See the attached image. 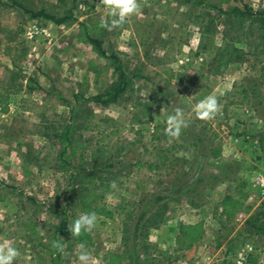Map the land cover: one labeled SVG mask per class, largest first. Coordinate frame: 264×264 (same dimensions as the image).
Returning <instances> with one entry per match:
<instances>
[{"label": "rangeland", "instance_id": "obj_1", "mask_svg": "<svg viewBox=\"0 0 264 264\" xmlns=\"http://www.w3.org/2000/svg\"><path fill=\"white\" fill-rule=\"evenodd\" d=\"M138 3L108 30L102 0L24 4L68 16L61 24L0 0V94L11 92L7 110L0 105V246L19 250L14 264H82L81 244L89 264H264V235L247 223L264 202V28L224 13L264 10V0ZM88 34L133 80L117 103L94 100L118 76ZM233 46L242 58L219 56ZM209 95L220 111L200 120L195 106ZM177 109L188 127L169 142ZM71 110L75 151L64 160ZM82 168L93 173L90 192L71 177ZM160 208L165 220L147 224ZM88 213L96 227L72 236L69 224ZM194 224L189 240L183 228Z\"/></svg>", "mask_w": 264, "mask_h": 264}, {"label": "trees", "instance_id": "obj_2", "mask_svg": "<svg viewBox=\"0 0 264 264\" xmlns=\"http://www.w3.org/2000/svg\"><path fill=\"white\" fill-rule=\"evenodd\" d=\"M12 1V5H16L22 9H25L26 11H30L27 10L24 6V4L27 2V0H10ZM31 15L33 17H44L45 19H50L52 21H54L57 24H61L67 21L68 16L65 17H56L53 15L48 14L44 9H41L40 11L37 12H33L30 11ZM224 13H228V14H235L237 16L243 17L247 20L251 19L254 21H258L260 22V27L264 28V10H259V11H255L253 10V8L244 5L243 7H238L235 6L232 10L229 11H224ZM73 19V18H72ZM88 40L95 45V47L97 48V50L100 52V54L104 57H107L111 60V65L114 68L115 72L117 73V81L114 82L112 84V86H110L105 92L103 93H99L98 95H96L94 97V100L102 105H110V104H114L117 103L119 101V99L125 94L127 93L130 89V84L133 82L131 76L127 73L123 61L120 58V56L116 53H111L108 54L107 51L104 49L103 47V42L100 39H97L95 37H92L91 35L88 34ZM225 53H227L229 56L231 57H238V58H242L243 55L245 54V50L243 48H238L236 46H233L232 49H222L219 48L218 50V54L219 56L224 55ZM235 55V56H233ZM11 92L10 91H6L4 94H0V105L4 106L3 109L7 110L8 106H7V99L10 96ZM73 112V121L72 123H69L67 125V128L64 132H62L61 134H59V137L61 138V142L64 146V149L62 151V156L64 157L65 160V154L66 152L69 151L70 154L74 153L75 149H74V143H75V139L73 138V131L77 128L76 123L77 121H75V116H74V111L71 110ZM217 152L214 153V155H216ZM181 158H177V160H180ZM108 167H115V163H109ZM88 171H90V169L88 168H82V169H78L76 171L73 172L72 176L73 178H83L86 182H80L79 185L77 184V186L79 187L80 190H84L87 192H90L91 187H90V182L92 180L93 173H91L90 176H88ZM239 179V178H238ZM73 185V183L71 184V186ZM247 185L246 181H239V183L237 184V190L239 191V193H241L243 196L241 198V200L244 197V193H243V188ZM96 189V186H93ZM232 197L235 196V193L233 195H231ZM231 196L230 199L232 198ZM228 197V198H229ZM241 200H237V202H240ZM86 201V200H83ZM69 203H73V198H71L69 200ZM162 208H160L159 210H154L151 214V216H149L150 218H148L147 220V224L153 226V227H158L159 224L161 222H163L165 220V213L166 210H161ZM145 214H143L140 218V220L144 219ZM139 220V221H140ZM247 223L251 225L252 229L255 230V234H260V235H264V202L257 208L256 211H254L247 219ZM198 228L200 230V224H194V225H189V226H185L184 229V236L187 235V237H189V240H192V238L194 237V230ZM61 229V228H60ZM191 229V230H190ZM62 230H66V225L62 226ZM135 237H137V234H135ZM61 244H63V242H60ZM192 243V241H190V244ZM188 245V247H190L191 245ZM58 255H61V251L60 248H58Z\"/></svg>", "mask_w": 264, "mask_h": 264}, {"label": "clouds", "instance_id": "obj_3", "mask_svg": "<svg viewBox=\"0 0 264 264\" xmlns=\"http://www.w3.org/2000/svg\"><path fill=\"white\" fill-rule=\"evenodd\" d=\"M102 3L108 15L113 18L110 24L103 18L101 19L100 26L108 30L122 26L140 11L138 0H102ZM219 111L218 100L211 95L206 96L195 106L196 116L200 120L213 119ZM166 123L167 128L165 131L169 137V142L173 139H178L182 129L188 127V121L183 118L181 109H177L175 114H170ZM96 221L95 213L80 215L69 224V230L72 236H79L82 232L90 233L96 227ZM54 246L63 250V244L60 242H54ZM80 248L78 259L82 264H89L91 254L84 248L83 244H81ZM19 255V250L11 244L0 246V264H14Z\"/></svg>", "mask_w": 264, "mask_h": 264}, {"label": "built area", "instance_id": "obj_4", "mask_svg": "<svg viewBox=\"0 0 264 264\" xmlns=\"http://www.w3.org/2000/svg\"><path fill=\"white\" fill-rule=\"evenodd\" d=\"M261 184L264 186V175L261 176Z\"/></svg>", "mask_w": 264, "mask_h": 264}]
</instances>
